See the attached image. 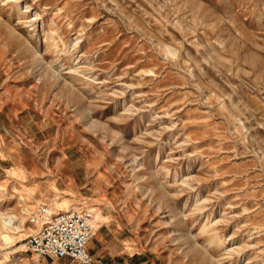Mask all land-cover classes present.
<instances>
[{"label":"rangeland","instance_id":"obj_1","mask_svg":"<svg viewBox=\"0 0 264 264\" xmlns=\"http://www.w3.org/2000/svg\"><path fill=\"white\" fill-rule=\"evenodd\" d=\"M40 205L97 264H264V0H0V264Z\"/></svg>","mask_w":264,"mask_h":264},{"label":"built area","instance_id":"obj_2","mask_svg":"<svg viewBox=\"0 0 264 264\" xmlns=\"http://www.w3.org/2000/svg\"><path fill=\"white\" fill-rule=\"evenodd\" d=\"M28 218L35 230L26 239L27 251L39 258L97 264L89 251V245L97 232L93 211L72 209L54 212L48 205H40Z\"/></svg>","mask_w":264,"mask_h":264},{"label":"bare ground","instance_id":"obj_3","mask_svg":"<svg viewBox=\"0 0 264 264\" xmlns=\"http://www.w3.org/2000/svg\"><path fill=\"white\" fill-rule=\"evenodd\" d=\"M1 223L4 227V233L2 232V237L5 239L10 238L9 233H20L23 231L19 225L16 224L13 217H4L0 214ZM18 264V263H16Z\"/></svg>","mask_w":264,"mask_h":264}]
</instances>
